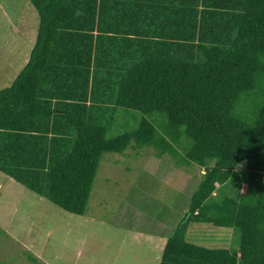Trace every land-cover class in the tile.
<instances>
[{
    "label": "trees",
    "instance_id": "trees-1",
    "mask_svg": "<svg viewBox=\"0 0 264 264\" xmlns=\"http://www.w3.org/2000/svg\"><path fill=\"white\" fill-rule=\"evenodd\" d=\"M30 1L39 31L0 91V172L84 215L105 153L195 163L160 264H264V0ZM196 222L237 228L239 250L190 242Z\"/></svg>",
    "mask_w": 264,
    "mask_h": 264
},
{
    "label": "rangeland",
    "instance_id": "rangeland-1",
    "mask_svg": "<svg viewBox=\"0 0 264 264\" xmlns=\"http://www.w3.org/2000/svg\"><path fill=\"white\" fill-rule=\"evenodd\" d=\"M9 2L14 14L28 19L24 26L30 35L20 49V33L11 38L8 49H0V59L9 65L0 62V87L22 70L21 54L31 57L40 20L30 0ZM33 29L35 41L25 54ZM141 118L140 112H132L127 126L138 128ZM102 122H111V116ZM127 126L113 125L110 136L129 130ZM204 172L195 163L177 166L169 156L158 158L151 149L105 153L84 215L63 210L0 172V264H160L168 237L185 217ZM232 188L224 186L223 192L235 197ZM187 239L236 251L241 233L235 227L196 222Z\"/></svg>",
    "mask_w": 264,
    "mask_h": 264
},
{
    "label": "crops",
    "instance_id": "crops-1",
    "mask_svg": "<svg viewBox=\"0 0 264 264\" xmlns=\"http://www.w3.org/2000/svg\"><path fill=\"white\" fill-rule=\"evenodd\" d=\"M7 1L8 2L5 3L4 0H0V49L4 45H6V46L11 45L12 44L11 38L15 34H18V33L21 34L22 38H20V39L22 40V43L19 44L16 48L20 49L21 46L24 45V43L26 41L25 39H27L28 36L30 35L29 26H27V27L24 26V24L28 23V19L26 21H24L23 19L18 17L16 14H14L12 12V10L14 9V5L11 2H9L10 0H7ZM17 21H18V23H17ZM39 25H40V20H39V23H37V31H39ZM22 29H24V30L28 29V32H25ZM31 36H32V41H29V39H28L27 47L22 50V52H24L25 54L28 53V51L31 49V44L35 41V37H36L35 29H33V31L31 32ZM4 38H5V40H4ZM17 41H19V40H17ZM36 42H37V39H36ZM36 42H35V44H36ZM8 48L9 47L7 46L5 49H8ZM11 49L15 50V48H12V46H11ZM20 56H21V60L23 61V65H24L23 68H24L26 66V64L29 62L30 57H29V54L26 55V57H22V54ZM30 56H31V54H30ZM5 58H7V57H5ZM0 62H1V64H3V62H4L5 65H8V61L5 62L4 58L0 59ZM20 71L21 70H19V72ZM5 82L6 83L0 87V91L2 89L6 88L7 86H9L12 81L11 82L5 81ZM1 187H2V184L0 183V188ZM0 197H1V195H0Z\"/></svg>",
    "mask_w": 264,
    "mask_h": 264
}]
</instances>
